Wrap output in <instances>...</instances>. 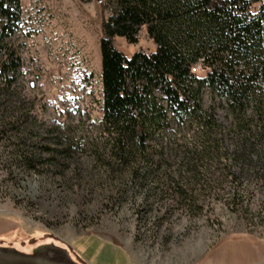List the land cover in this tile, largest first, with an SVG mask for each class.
<instances>
[{
	"label": "rangeland",
	"instance_id": "1",
	"mask_svg": "<svg viewBox=\"0 0 264 264\" xmlns=\"http://www.w3.org/2000/svg\"><path fill=\"white\" fill-rule=\"evenodd\" d=\"M103 1H20L8 43L21 66L0 80V245L54 244L80 264H221L220 243L264 242V102L239 130L203 88L219 130L175 123L146 158L115 159L101 124ZM115 45L154 48L143 30ZM241 250L223 264H253Z\"/></svg>",
	"mask_w": 264,
	"mask_h": 264
},
{
	"label": "trees",
	"instance_id": "2",
	"mask_svg": "<svg viewBox=\"0 0 264 264\" xmlns=\"http://www.w3.org/2000/svg\"><path fill=\"white\" fill-rule=\"evenodd\" d=\"M20 1L0 0V80L8 82L21 66L8 43ZM101 12V124L116 160L146 158L151 141L175 123L202 135L219 130L202 107L203 88L226 100L239 130L253 126L249 109L261 118L264 0H104ZM141 30L151 51L128 56L116 47L118 38L138 43Z\"/></svg>",
	"mask_w": 264,
	"mask_h": 264
},
{
	"label": "water",
	"instance_id": "3",
	"mask_svg": "<svg viewBox=\"0 0 264 264\" xmlns=\"http://www.w3.org/2000/svg\"><path fill=\"white\" fill-rule=\"evenodd\" d=\"M0 264H80L67 249L54 244L41 245L31 252L0 245Z\"/></svg>",
	"mask_w": 264,
	"mask_h": 264
},
{
	"label": "crops",
	"instance_id": "4",
	"mask_svg": "<svg viewBox=\"0 0 264 264\" xmlns=\"http://www.w3.org/2000/svg\"><path fill=\"white\" fill-rule=\"evenodd\" d=\"M221 244V248L216 251ZM217 248L213 250L211 255L214 257L215 261L219 260L225 263L226 260L227 263L230 257L236 258V256H241L243 252L241 249H245L247 250L248 256L253 257V264H264V242L257 239L226 240L220 243Z\"/></svg>",
	"mask_w": 264,
	"mask_h": 264
},
{
	"label": "built area",
	"instance_id": "5",
	"mask_svg": "<svg viewBox=\"0 0 264 264\" xmlns=\"http://www.w3.org/2000/svg\"><path fill=\"white\" fill-rule=\"evenodd\" d=\"M200 66H201V64L195 65V66L192 68V70L195 71L196 69H199Z\"/></svg>",
	"mask_w": 264,
	"mask_h": 264
}]
</instances>
